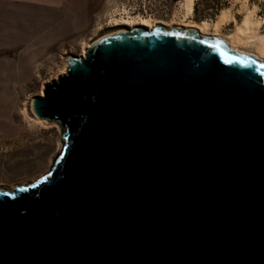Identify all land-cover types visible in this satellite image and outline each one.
<instances>
[{
	"label": "water",
	"instance_id": "95a60500",
	"mask_svg": "<svg viewBox=\"0 0 264 264\" xmlns=\"http://www.w3.org/2000/svg\"><path fill=\"white\" fill-rule=\"evenodd\" d=\"M33 112L64 145L0 187V264H264L263 61L136 28L70 58Z\"/></svg>",
	"mask_w": 264,
	"mask_h": 264
},
{
	"label": "rangeland",
	"instance_id": "374dc122",
	"mask_svg": "<svg viewBox=\"0 0 264 264\" xmlns=\"http://www.w3.org/2000/svg\"><path fill=\"white\" fill-rule=\"evenodd\" d=\"M181 1L100 0L79 18H24L20 39L10 49L0 48V187L13 190L32 185L49 169L62 150L63 132L47 121L37 123L33 101L67 70L70 58L80 57L84 47L123 28L115 26L116 22L139 17L213 23L221 10L231 8L234 21L220 30L225 35L248 10L256 9V19L264 16V0H195L191 16L185 15ZM260 33L264 34V25ZM34 179L38 180L31 183Z\"/></svg>",
	"mask_w": 264,
	"mask_h": 264
},
{
	"label": "bare ground",
	"instance_id": "6f19581e",
	"mask_svg": "<svg viewBox=\"0 0 264 264\" xmlns=\"http://www.w3.org/2000/svg\"><path fill=\"white\" fill-rule=\"evenodd\" d=\"M195 0H182L181 7L185 11L186 16H191L194 11ZM255 10H248L245 12L242 20L240 22H234V29L223 35L221 34V28L224 24L234 21L231 8H226L221 10L215 22L211 23L209 21L203 20L200 23H184L183 21L176 22L171 21L168 23L166 21L152 20L147 18H136V19H123L115 23V26H122L123 28L101 37L95 43H98L105 38L117 36L120 33L130 32L136 28H156L158 24L166 28L167 30H174L177 32H192L196 31L201 37H214L222 42H224L232 50L239 52L241 54L252 56L258 60L264 62V34L260 33V28L264 25V16L262 18H255ZM94 43V44H95ZM91 48V46L84 47L81 58L85 57L86 51ZM66 73L65 70L61 72L60 76ZM43 96V91H41L40 96ZM46 121L38 119L37 123L44 124ZM64 133V131H62ZM61 144V148H63ZM62 151V150H61ZM61 151L58 153L55 159L51 161L49 169L42 173L39 179L46 177L49 173L51 167L53 166L55 160L60 155ZM38 179H34L31 183H34ZM27 186V185H24Z\"/></svg>",
	"mask_w": 264,
	"mask_h": 264
},
{
	"label": "crops",
	"instance_id": "0c3cea01",
	"mask_svg": "<svg viewBox=\"0 0 264 264\" xmlns=\"http://www.w3.org/2000/svg\"><path fill=\"white\" fill-rule=\"evenodd\" d=\"M100 0H0V48L10 49L23 35L25 17L73 19L87 15Z\"/></svg>",
	"mask_w": 264,
	"mask_h": 264
},
{
	"label": "snow or ice",
	"instance_id": "6c2138e0",
	"mask_svg": "<svg viewBox=\"0 0 264 264\" xmlns=\"http://www.w3.org/2000/svg\"><path fill=\"white\" fill-rule=\"evenodd\" d=\"M225 62H227V60Z\"/></svg>",
	"mask_w": 264,
	"mask_h": 264
}]
</instances>
